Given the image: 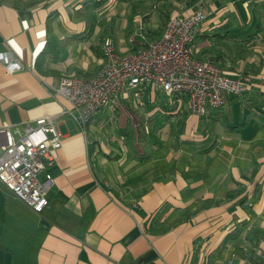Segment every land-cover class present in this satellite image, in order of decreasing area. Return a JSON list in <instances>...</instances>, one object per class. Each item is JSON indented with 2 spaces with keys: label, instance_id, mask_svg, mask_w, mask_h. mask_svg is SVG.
Wrapping results in <instances>:
<instances>
[{
  "label": "crops",
  "instance_id": "1",
  "mask_svg": "<svg viewBox=\"0 0 264 264\" xmlns=\"http://www.w3.org/2000/svg\"><path fill=\"white\" fill-rule=\"evenodd\" d=\"M196 9L193 56L241 76V94L202 116L148 87L84 125L63 113L60 77L93 75L103 42L138 51ZM4 50L24 66L0 62V126L18 137L48 114L63 140L41 173L53 181L42 210L0 181V264H264V0H0ZM133 103L142 130L107 129Z\"/></svg>",
  "mask_w": 264,
  "mask_h": 264
},
{
  "label": "built area",
  "instance_id": "2",
  "mask_svg": "<svg viewBox=\"0 0 264 264\" xmlns=\"http://www.w3.org/2000/svg\"><path fill=\"white\" fill-rule=\"evenodd\" d=\"M204 17L201 9L172 15L161 34L138 51L117 52L113 42L105 41V62L93 75L60 77L56 90L71 103L63 113L84 125L102 107L116 108L119 96L143 87L184 97L189 111L198 116L207 108L222 107L225 93L241 94L246 85L241 76L225 74L210 59L193 56L190 44ZM0 62L7 72L24 66L10 50L0 51ZM62 140L63 134L48 114L38 117L34 125L26 123L18 137L10 124L0 126V181L35 211L48 204L53 181L41 173L54 162ZM235 257L229 258V264ZM242 264L263 263L243 259Z\"/></svg>",
  "mask_w": 264,
  "mask_h": 264
},
{
  "label": "rangeland",
  "instance_id": "3",
  "mask_svg": "<svg viewBox=\"0 0 264 264\" xmlns=\"http://www.w3.org/2000/svg\"><path fill=\"white\" fill-rule=\"evenodd\" d=\"M133 106L134 107L131 111V114L129 115V117L127 119H125V121L123 123H122L123 119H119V120L115 119V120L110 121V122H105L106 126H108L107 129H109L110 126L123 127V129L126 128V129L130 130L131 135L136 134L137 130H142L141 128L137 127V119H136V117H137L139 120L141 119V121H142L141 113L136 109V108H138L136 103H133ZM101 129H102V131H105V129H103V128H101Z\"/></svg>",
  "mask_w": 264,
  "mask_h": 264
},
{
  "label": "trees",
  "instance_id": "4",
  "mask_svg": "<svg viewBox=\"0 0 264 264\" xmlns=\"http://www.w3.org/2000/svg\"><path fill=\"white\" fill-rule=\"evenodd\" d=\"M166 25V24H165ZM243 79V78H242ZM247 260H251V258L249 259V258H247ZM252 261V260H251ZM252 262H260V261H258L257 259H255L254 261H252Z\"/></svg>",
  "mask_w": 264,
  "mask_h": 264
}]
</instances>
